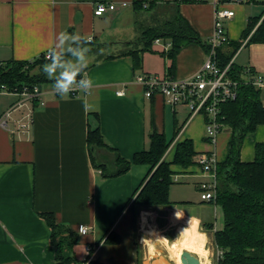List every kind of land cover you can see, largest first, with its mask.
I'll return each instance as SVG.
<instances>
[{
    "label": "crops",
    "instance_id": "obj_1",
    "mask_svg": "<svg viewBox=\"0 0 264 264\" xmlns=\"http://www.w3.org/2000/svg\"><path fill=\"white\" fill-rule=\"evenodd\" d=\"M141 1L145 0H0V62L36 60L65 31L95 42H100L98 37H101L104 47L129 45L117 54L90 61L84 72L94 84L90 94L79 91L76 96L62 97L48 92L53 87L48 84L42 86L46 93L40 101L16 106L18 95L0 91V121L11 111L7 127L0 125V264H56L51 230L40 216L43 212H53L60 224L78 233L80 225L89 228L86 234L79 233L74 248L81 264L92 260L103 264L146 263V255L142 256L136 238L138 217L132 201L150 166L133 164L119 177L104 178L92 163L87 143L93 114L99 115L105 142L124 158L132 159L136 153L149 150L150 135L156 131L171 142L164 157L166 161L173 160L177 144L187 139L194 142L198 152L196 161L202 153L210 152L215 153L217 163L226 160L230 128L228 132L221 131L215 143L210 142L204 115L192 116L188 105L173 106L160 93L147 97L136 78L142 72L176 79L194 75L207 58L208 40L213 35L215 11L219 7L235 12L226 22L229 43L242 42L233 63L243 69L250 67L264 77V43H248L264 20V0L232 3L201 0L181 4V14L205 46L184 45L170 69L172 60L162 55L170 48L166 50L162 44L155 43L157 52H145L142 68L135 69L133 57L123 53L133 48L132 42L137 39L135 5ZM101 2L114 3L117 9L97 16L95 8ZM258 17L253 32L243 40L249 20ZM110 33L116 34L115 41H108L107 38H112ZM70 46L71 41L58 50L63 54ZM223 49L228 50L229 46ZM256 89L264 106V85ZM29 113L33 115V124L21 128L20 123L27 122ZM262 142L264 124L246 137L242 160L254 161L256 144ZM171 168L175 171L174 180L192 178L200 186L210 179L198 163L188 168L176 165ZM160 207L173 210L174 214L178 210L181 219L188 221L186 227L180 228V234L190 226L191 220L186 232L195 237L185 236L182 242L187 244L174 242V245L202 258L208 256V239L215 246V232L225 227L222 206L202 197L196 201L183 197L170 206ZM207 225L212 229L206 230ZM147 230L143 225L145 236H151ZM110 234L118 241H106ZM154 238L159 237L154 235ZM89 246L93 249L87 253Z\"/></svg>",
    "mask_w": 264,
    "mask_h": 264
},
{
    "label": "trees",
    "instance_id": "obj_2",
    "mask_svg": "<svg viewBox=\"0 0 264 264\" xmlns=\"http://www.w3.org/2000/svg\"><path fill=\"white\" fill-rule=\"evenodd\" d=\"M199 1L201 0H172L166 3L162 0H145L135 5L137 15L149 11L152 18L149 25L140 24L136 18L135 25L139 36L137 41H133L135 43L132 42L136 46L123 53L133 57L135 69L142 68L145 52H157L154 49L157 39L171 43L168 53L162 52V55L172 60L170 69L175 66V59L184 45H204L198 33L180 12L181 4ZM219 1L227 3L231 0ZM160 9H164L162 16L157 13ZM259 19L249 20L242 35L243 40L253 32ZM259 42L264 43V20L248 40V43ZM95 43L90 40L88 45ZM241 44V41L228 43L219 49L218 61L222 68L229 64ZM226 45L229 46L228 50L223 49ZM61 55L66 61L74 59L70 51ZM48 62L45 54L33 61L0 62V91L2 86L11 91H22L24 87L33 89L35 86L42 88L44 85H53V81L43 72V65ZM229 73L241 83L237 98L221 105L220 120L231 129L232 135L226 160L217 163L216 203L222 206L225 221L224 229L214 234L215 246L219 251L217 264H264V142L256 144L254 161L245 162L241 158L246 137L264 124V106L260 91L252 84L244 82L243 68L233 63ZM251 74L255 75L253 69ZM92 120L94 122H89L87 143L92 163L104 178L119 177L127 173L133 164L150 166L149 174L133 196L132 207L135 215L140 208L170 206V189L175 183V171L171 166L188 168L198 163L194 142L190 139L179 142L173 160L166 161L164 157L171 142L163 134L153 131L149 150L138 152L132 159H127L105 142L99 115L93 114ZM40 216L51 230L56 264H81L74 250L79 241V233L60 224L53 212H43ZM205 229H212V226L207 225ZM111 236L112 234L106 241H118ZM89 264L103 263L92 260Z\"/></svg>",
    "mask_w": 264,
    "mask_h": 264
},
{
    "label": "built area",
    "instance_id": "obj_3",
    "mask_svg": "<svg viewBox=\"0 0 264 264\" xmlns=\"http://www.w3.org/2000/svg\"><path fill=\"white\" fill-rule=\"evenodd\" d=\"M237 1L231 0L230 3ZM116 9L117 5L114 3L101 2L95 8V15L103 16ZM234 16L235 12L233 9L226 7L217 8L215 11L214 32L208 40L209 51L207 58L202 67L191 77L176 79L171 76L162 77L142 72L136 78L137 82L144 87L147 97H153L156 93H160L173 106L179 103L188 105L192 111V116L196 114L204 115L206 120V137L212 143L216 142L217 137L224 127L220 120L221 105L237 98L238 88L241 83L231 77L229 73L233 60L225 68H222L218 61L219 49L229 43L226 22ZM156 43L162 44L166 50L171 46V43H163L161 39H157ZM45 58L47 59V52L45 53ZM251 73L252 68L248 67L244 69L245 83L252 84L255 88L264 85L263 76L257 74L252 75ZM1 92L18 95L20 99L16 106H22L27 102L40 101L43 94L46 93L39 86H35L33 89L24 87L22 91H11L2 86ZM48 92L55 94L53 87ZM78 92L79 90L69 94L77 95ZM3 119L0 121V125L7 127L8 124ZM33 122V115L29 113L27 115V122L20 123V127L29 128ZM198 164L202 168L203 174L210 177L208 181L200 184L201 197L205 201L216 202L218 178L215 153H202L198 158ZM88 231V227L84 225L79 226L80 234H86ZM92 249L89 246L87 253H90Z\"/></svg>",
    "mask_w": 264,
    "mask_h": 264
},
{
    "label": "rangeland",
    "instance_id": "obj_4",
    "mask_svg": "<svg viewBox=\"0 0 264 264\" xmlns=\"http://www.w3.org/2000/svg\"><path fill=\"white\" fill-rule=\"evenodd\" d=\"M149 11H145L143 13H139L137 15V19H139L140 24H146L149 25L152 22L151 14H149ZM159 16H162L164 14V9H160L158 12ZM136 20V18H135ZM136 27V26H135ZM137 28V27H136ZM139 33V32H138ZM137 33V37L139 34ZM112 35V38L108 41H115L116 34L110 33ZM98 40H101V37H98ZM100 42H96L95 44L88 45V48L90 49L88 52V64L90 61H94V59H100L105 56H108L110 54H117L119 51L126 49L129 45H120L115 46L112 44H109V46L104 47L105 44H102ZM134 41H137L134 39ZM135 43V42H133ZM112 45V46H111ZM135 45V44H133ZM136 46V45H135ZM131 47V46H130ZM94 51V52H92ZM11 111L5 115L4 120L7 122V120H10ZM229 127L224 126L223 132H228ZM178 180H175V183L171 186L170 189V201L171 202H178L181 201V199L186 200H194L201 198V191L200 186H198L195 181V179H185L181 178ZM165 207H148V208H140V210H137V230H136V238L139 245V248L141 250L142 256L146 255V263L145 264H175V261L171 260L168 256V253L166 251V243H172V242H179L182 244H187L182 242L183 238L185 236H192L195 237L193 234L189 232H185L180 238V228L186 227L188 224V221L177 219L175 214L173 213V210L164 209ZM144 212L150 213L148 215V220L146 221L144 217L147 215L145 214L143 216ZM143 225L145 228H147L148 232L151 233V236H145L143 232ZM154 235L159 238H154ZM148 240V241H147ZM153 246V249L151 248V245ZM208 256L205 257H199L202 264H214L215 260L218 259L219 251L216 246H214L208 239ZM193 252V251H192ZM182 257V253H181Z\"/></svg>",
    "mask_w": 264,
    "mask_h": 264
},
{
    "label": "clouds",
    "instance_id": "obj_5",
    "mask_svg": "<svg viewBox=\"0 0 264 264\" xmlns=\"http://www.w3.org/2000/svg\"><path fill=\"white\" fill-rule=\"evenodd\" d=\"M71 41V46L67 49L74 57L71 61L62 59L61 52L58 49H63L64 46ZM90 38H85L79 34L61 32L56 38V41L51 49H48V63L43 65V72L46 77L53 81V92L60 96H67L73 91H82L87 94L91 93L94 87L93 81L86 75H83L88 66V43ZM80 77L79 79H77ZM177 219L182 218L177 210L175 213ZM191 227L184 229L179 238Z\"/></svg>",
    "mask_w": 264,
    "mask_h": 264
},
{
    "label": "bare ground",
    "instance_id": "obj_6",
    "mask_svg": "<svg viewBox=\"0 0 264 264\" xmlns=\"http://www.w3.org/2000/svg\"><path fill=\"white\" fill-rule=\"evenodd\" d=\"M144 219L147 221L148 220V215H146L144 217ZM166 245H167L166 246V251L168 252L169 258L171 260L175 261V264H182V262H181V253H182L183 250H187V249H185L183 247H180V245H174V242H172V243L168 242V243H166ZM174 246H176V247H174ZM188 251H190V250H188ZM190 252H192V251H190ZM192 253H194V252H192ZM194 254H196V253H194Z\"/></svg>",
    "mask_w": 264,
    "mask_h": 264
},
{
    "label": "water",
    "instance_id": "obj_7",
    "mask_svg": "<svg viewBox=\"0 0 264 264\" xmlns=\"http://www.w3.org/2000/svg\"><path fill=\"white\" fill-rule=\"evenodd\" d=\"M181 262L182 264H202L200 258L188 250L182 251Z\"/></svg>",
    "mask_w": 264,
    "mask_h": 264
}]
</instances>
